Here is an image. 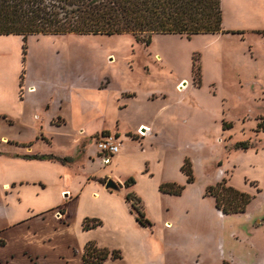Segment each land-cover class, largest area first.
I'll return each instance as SVG.
<instances>
[{
    "label": "rangeland",
    "instance_id": "obj_1",
    "mask_svg": "<svg viewBox=\"0 0 264 264\" xmlns=\"http://www.w3.org/2000/svg\"><path fill=\"white\" fill-rule=\"evenodd\" d=\"M222 11L223 33L148 45L132 35L0 36V111L24 123L9 131L51 148L23 158H70L78 178L114 180L150 223L121 194L88 189L77 205L65 193L72 254L93 242L119 251L104 264H264V0H222ZM107 135L120 143L110 165L97 145ZM223 180L251 197L245 213L216 209L207 188ZM170 182L184 186L180 196L159 193ZM84 215L101 226L76 230Z\"/></svg>",
    "mask_w": 264,
    "mask_h": 264
},
{
    "label": "trees",
    "instance_id": "obj_2",
    "mask_svg": "<svg viewBox=\"0 0 264 264\" xmlns=\"http://www.w3.org/2000/svg\"><path fill=\"white\" fill-rule=\"evenodd\" d=\"M222 0H0V36L15 35L23 41L31 36H118L132 35L150 44L156 35H179L192 39L199 35L223 33ZM22 80V78H21ZM264 130V122L258 124ZM246 148L247 145L243 144ZM26 159L52 160L68 163L70 158L27 156ZM181 171L187 182H193L191 167L186 161ZM104 184L103 180H99ZM125 187L135 184L128 179ZM184 186L163 183L159 192L180 196ZM215 207L224 215L246 212L251 197L229 186L225 180L207 188ZM141 225H149L145 214L136 208L134 195L125 197ZM101 226L100 220L85 219L83 229ZM4 243L0 241V246ZM120 259L116 250L87 243L83 264H104L107 259ZM222 264H228L223 262Z\"/></svg>",
    "mask_w": 264,
    "mask_h": 264
},
{
    "label": "crops",
    "instance_id": "obj_3",
    "mask_svg": "<svg viewBox=\"0 0 264 264\" xmlns=\"http://www.w3.org/2000/svg\"><path fill=\"white\" fill-rule=\"evenodd\" d=\"M35 91L34 85L28 89L31 94ZM19 117L22 116L17 113L0 111V128L8 131L0 133V241L4 243L0 246V264H72L74 257L78 258L75 264H83L85 244L78 251L74 248V254L68 250L74 244L70 239L73 210L71 206L64 207L65 193L70 195V204L77 205L88 189L95 198L120 193L107 191L97 175L78 178L76 161L23 158L40 149L51 152V148L46 141L19 138L10 132L16 124L24 127ZM31 140L33 144H29ZM125 192L121 196L125 197ZM55 214H59V221L54 220ZM85 218L84 215L75 224L76 230L82 232Z\"/></svg>",
    "mask_w": 264,
    "mask_h": 264
},
{
    "label": "built area",
    "instance_id": "obj_4",
    "mask_svg": "<svg viewBox=\"0 0 264 264\" xmlns=\"http://www.w3.org/2000/svg\"><path fill=\"white\" fill-rule=\"evenodd\" d=\"M99 156L103 158L104 165H110L112 158L120 152V143L114 136H101L97 139Z\"/></svg>",
    "mask_w": 264,
    "mask_h": 264
},
{
    "label": "water",
    "instance_id": "obj_5",
    "mask_svg": "<svg viewBox=\"0 0 264 264\" xmlns=\"http://www.w3.org/2000/svg\"><path fill=\"white\" fill-rule=\"evenodd\" d=\"M145 130V129H142ZM104 188L107 191H111V192H115V193H122L121 187L118 183H116L114 180L112 179H108L104 185Z\"/></svg>",
    "mask_w": 264,
    "mask_h": 264
},
{
    "label": "bare ground",
    "instance_id": "obj_6",
    "mask_svg": "<svg viewBox=\"0 0 264 264\" xmlns=\"http://www.w3.org/2000/svg\"><path fill=\"white\" fill-rule=\"evenodd\" d=\"M143 129V128H142ZM145 129V131H149L147 128H144ZM143 136L145 135L144 134V132H142V130H141V132H140ZM169 226V225H168Z\"/></svg>",
    "mask_w": 264,
    "mask_h": 264
}]
</instances>
